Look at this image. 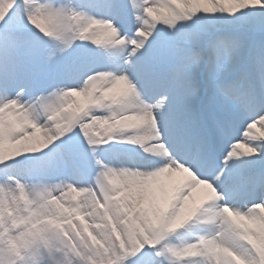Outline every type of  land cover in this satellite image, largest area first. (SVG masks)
Instances as JSON below:
<instances>
[{
    "label": "snow or ice",
    "instance_id": "1",
    "mask_svg": "<svg viewBox=\"0 0 264 264\" xmlns=\"http://www.w3.org/2000/svg\"><path fill=\"white\" fill-rule=\"evenodd\" d=\"M0 264H264V0H0Z\"/></svg>",
    "mask_w": 264,
    "mask_h": 264
}]
</instances>
